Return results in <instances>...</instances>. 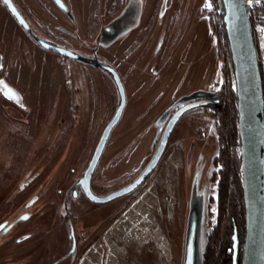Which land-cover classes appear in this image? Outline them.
I'll use <instances>...</instances> for the list:
<instances>
[{
    "label": "rangeland",
    "instance_id": "rangeland-1",
    "mask_svg": "<svg viewBox=\"0 0 264 264\" xmlns=\"http://www.w3.org/2000/svg\"><path fill=\"white\" fill-rule=\"evenodd\" d=\"M13 2L32 36L78 54L82 61L37 45L0 2L5 65L0 76L27 95L35 122L17 124V135L3 138L0 145V223L28 213L7 234L31 232L33 255L26 257L25 245L3 252L0 243V264H76L100 238L97 234L145 189L149 194L80 264H184L190 231L193 263L202 264L208 223L215 215L211 176L221 114L213 99L231 76L235 91L221 0H211V8L205 6L207 0H60L62 6L55 0ZM89 63L112 67L125 94L122 115L91 180L97 196L125 187L142 172L178 108L195 99L213 101L183 114L147 179L106 204L88 201L76 185L119 103L113 83ZM16 111L10 112L16 116ZM30 153L42 157L28 171ZM23 185L28 187L22 190ZM33 196L36 201L27 206ZM232 218L238 225L237 209L227 220V253Z\"/></svg>",
    "mask_w": 264,
    "mask_h": 264
},
{
    "label": "water",
    "instance_id": "water-1",
    "mask_svg": "<svg viewBox=\"0 0 264 264\" xmlns=\"http://www.w3.org/2000/svg\"><path fill=\"white\" fill-rule=\"evenodd\" d=\"M2 1L16 21L25 30H28L27 23L12 2L10 0L8 3H5V0ZM55 2L62 6L60 0H55ZM221 4L222 21L230 52L237 100V129L244 220L243 244L240 247L239 228L237 222L232 218L234 221L228 242L231 247V264H264V100L262 83L244 1L221 0ZM13 8L16 10L15 13ZM36 42L54 54L72 60H81L78 54L65 48L54 46L40 39H37ZM99 67L111 75L120 101L113 117L104 128L88 166L78 183L84 196L90 202L106 204L129 194L147 179L159 162L173 127L183 114L213 101L197 100L178 108L167 121L158 146L142 172L125 187L105 196H97L90 189V180L109 134L118 123L125 105V94L117 72L104 64H100ZM8 89L12 90L11 88ZM188 236L184 264H194V238L191 231ZM74 249L75 243L72 244L71 250Z\"/></svg>",
    "mask_w": 264,
    "mask_h": 264
},
{
    "label": "trees",
    "instance_id": "trees-1",
    "mask_svg": "<svg viewBox=\"0 0 264 264\" xmlns=\"http://www.w3.org/2000/svg\"><path fill=\"white\" fill-rule=\"evenodd\" d=\"M247 18L251 33L253 34L254 27L261 22V9L258 4L253 3L250 7H247ZM220 22L228 57L230 59V52L222 17ZM90 65L97 68L95 64ZM258 67L261 77L259 61ZM228 79L229 78L226 79L221 90L218 92L219 97L217 99H213L212 97L215 101L214 104L219 105L218 113L221 114V125L220 128L217 127L218 153L212 162L215 171H213L211 176V182L215 184L216 195L214 198H210V202L215 204V215L214 219L208 223L209 232L205 250L202 254V264H231V252L227 253L226 250H223V245L225 243V233L227 234V220L234 209H237L239 215L238 228L240 247H242L243 244L244 220L239 158V136L237 129V100L235 91L231 88L230 82L232 76L229 80ZM262 93L264 100L263 84ZM230 236L231 233L229 239Z\"/></svg>",
    "mask_w": 264,
    "mask_h": 264
},
{
    "label": "flooded vegetation",
    "instance_id": "flooded-vegetation-1",
    "mask_svg": "<svg viewBox=\"0 0 264 264\" xmlns=\"http://www.w3.org/2000/svg\"><path fill=\"white\" fill-rule=\"evenodd\" d=\"M13 4V6L15 7V9L19 12V14L23 17V19L25 20V22L27 23L26 19L24 18L23 14L21 13V11L18 9V7L15 5V3L13 2V0H10ZM1 4L4 6L6 12L10 15V17L15 21V23L20 26L32 39L33 41L39 45L36 40L38 38H35L34 36H32L31 34V30H30V26L29 24L27 23L29 29L28 30H25L17 21L16 19L13 17V15L9 12V10L7 9V7L5 6V4L3 3L2 0H0ZM43 41V40H42ZM45 42V41H44ZM47 43V42H46ZM50 44V43H49ZM40 46V45H39ZM41 47V46H40ZM62 48V47H61ZM44 49V48H43ZM48 51V50H47ZM50 52V51H48ZM52 53V52H50ZM54 54V53H52ZM54 55H58V54H54ZM60 56V55H59ZM62 57V56H60ZM65 58V57H63ZM80 60V59H78ZM82 61V58L81 60ZM84 62V61H83ZM85 63V62H84ZM97 66V68L95 69H98L100 71H102L105 76L107 78L110 79V81L113 83V85L115 86L113 80H112V77L110 74H108L106 71L102 70L99 65L100 64H95ZM4 60H3V56L0 54V72L1 70L3 69L4 67ZM94 68V67H93ZM0 81L3 82V85L4 87L3 88H0V145L2 143V140L3 138H7L9 136H12V135H17V129L20 130V128L17 126V124L19 123H24V124H31L32 123V118H33V105L29 104L28 103V100H27V95H25L23 92H21L13 83L10 82V80L1 75L0 76ZM8 88H11V92L9 91H6V89ZM116 88V86H115ZM116 92H117V89H115ZM12 93H15L16 96L13 97V98H9L10 96H12ZM117 95H118V92H117ZM118 98H119V95H118ZM197 100H206V99H197ZM196 99L194 101H197ZM120 101V99H119ZM209 101V100H208ZM42 105V103L40 104ZM119 105V103H118ZM14 109H16L17 111L15 112L16 113V116L12 115L10 111H13ZM21 112H24V115L25 117L22 118L23 114H21ZM33 113V114H32ZM114 115V114H113ZM18 116H21V117H18ZM19 118H21L22 120H19ZM42 119V118H41ZM42 121H44V119H42ZM1 124L2 125H5V128L2 129L1 128ZM32 124H35V122L33 121ZM110 135V134H109ZM109 138V137H108ZM21 139V138H20ZM100 139V138H99ZM108 140V139H107ZM99 141V140H98ZM107 142V141H106ZM40 143V142H39ZM50 143V141H49ZM48 143V144H49ZM98 143V142H97ZM33 144H37L35 142H33ZM106 144V143H105ZM50 145V144H49ZM97 145V144H96ZM105 147V146H104ZM104 149V148H103ZM94 152V151H93ZM103 153V151H102ZM42 152H40L39 155H41ZM45 154H49V153H45ZM37 154H29L28 155V158L29 160L27 159V161H32L33 163L30 165L29 169H27L28 171H30L31 169H35V166L36 164H38V162L41 160V157L42 156H36ZM102 155V154H101ZM92 157V156H91ZM101 157V156H100ZM100 160V159H99ZM9 161V160H8ZM10 162V161H9ZM7 162V163H9ZM99 162V161H98ZM12 165L9 164V168H8V171H10V167ZM88 166V165H87ZM97 167V166H96ZM87 168V167H86ZM96 169V168H95ZM25 172V173H28ZM95 172V170H94ZM93 172V174H94ZM34 173V172H33ZM32 173V175H33ZM84 173V172H83ZM10 175V174H9ZM83 176V175H82ZM93 178V175L91 177V180ZM80 179V178H79ZM79 179L76 181V185L79 186ZM91 180H90V189H91ZM26 186V185H25ZM23 185V187H21L22 190L26 189L28 186L25 187ZM80 188V186H79ZM81 190V189H80ZM82 192V190H81ZM83 193V192H82ZM86 198V197H85ZM87 199V198H86ZM88 200V199H87ZM35 197H31L27 200V206H31L32 204H34L35 202ZM89 201V200H88ZM28 217L29 214L28 213H23L20 217H15L13 218L12 220L10 221H5V222H1L0 223V243L2 244V246H4L5 248L4 249H1L3 252L4 251H7L9 250L11 247L14 248L13 251L17 250L18 247L22 246V245H25L26 247H28V251H27V258H31L32 257V253L31 252V249L33 248L34 246V240L33 239H30L29 236H31V232H19V233H14L12 236H9L7 233L9 232V230L13 229V231L15 229H17L18 227V224L21 222V221H18L20 219H22L21 217ZM69 225V237L72 238V236H74V232H73V227H72V224L71 223H68ZM12 231V232H13ZM8 235V236H7ZM2 236H5L7 237L6 240L4 239V241L1 239ZM4 242V243H3ZM75 243L73 240H71V245ZM228 249H230V252H231V247L229 246L228 244ZM229 252V253H230ZM57 263V262H56Z\"/></svg>",
    "mask_w": 264,
    "mask_h": 264
},
{
    "label": "crops",
    "instance_id": "crops-1",
    "mask_svg": "<svg viewBox=\"0 0 264 264\" xmlns=\"http://www.w3.org/2000/svg\"><path fill=\"white\" fill-rule=\"evenodd\" d=\"M210 80V79H209ZM149 189H145L143 190L136 198H134L122 211L121 213L115 217V219H113V222L110 223L101 233L97 234V236H100V238L97 241H93L92 243H90L86 249L84 250V252L82 253L79 261L76 264H80L81 260L84 259V257H86L88 254L90 255V253H92L93 248L96 247V245L101 241V238L103 236H107L108 233L114 228V225H116V223L119 220H125L126 216L128 215V213L133 210L137 205L140 204L142 198L146 195L149 194ZM121 216V218H120ZM139 221V220H138Z\"/></svg>",
    "mask_w": 264,
    "mask_h": 264
},
{
    "label": "built area",
    "instance_id": "built-area-1",
    "mask_svg": "<svg viewBox=\"0 0 264 264\" xmlns=\"http://www.w3.org/2000/svg\"><path fill=\"white\" fill-rule=\"evenodd\" d=\"M243 1L246 7H250L253 3H256L255 0H253V3L249 5L247 0H243ZM256 4H258L261 9V22L254 27V32L252 34V37H253L257 60L259 61L260 64L261 80L264 87V0H260V2Z\"/></svg>",
    "mask_w": 264,
    "mask_h": 264
},
{
    "label": "snow or ice",
    "instance_id": "snow-or-ice-1",
    "mask_svg": "<svg viewBox=\"0 0 264 264\" xmlns=\"http://www.w3.org/2000/svg\"><path fill=\"white\" fill-rule=\"evenodd\" d=\"M247 2H248L249 5H251V4L253 3V0H247ZM255 2H256V3H259L260 0H255ZM5 3H8V0H5ZM205 6L208 7V8H211V7H212L211 0H207ZM15 11H16V10L13 8V12H14V13H15ZM3 87H4L3 82L0 81V88H3ZM6 91L11 92L10 89H6ZM15 96H16V94H15V93H12V96H10L9 98H13V97H15ZM21 218H22V219H27L26 216H25V217H21Z\"/></svg>",
    "mask_w": 264,
    "mask_h": 264
}]
</instances>
